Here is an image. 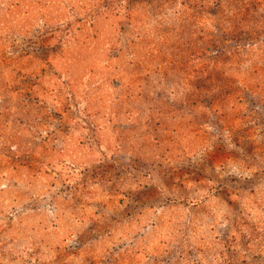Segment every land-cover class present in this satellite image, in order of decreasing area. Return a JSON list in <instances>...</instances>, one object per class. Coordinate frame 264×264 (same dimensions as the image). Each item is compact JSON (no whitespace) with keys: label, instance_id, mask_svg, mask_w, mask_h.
I'll use <instances>...</instances> for the list:
<instances>
[{"label":"rangeland","instance_id":"374dc122","mask_svg":"<svg viewBox=\"0 0 264 264\" xmlns=\"http://www.w3.org/2000/svg\"><path fill=\"white\" fill-rule=\"evenodd\" d=\"M0 264H264V0H0Z\"/></svg>","mask_w":264,"mask_h":264}]
</instances>
